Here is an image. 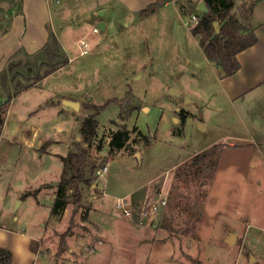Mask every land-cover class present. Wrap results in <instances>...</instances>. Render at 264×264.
Segmentation results:
<instances>
[{
	"label": "rangeland",
	"instance_id": "obj_1",
	"mask_svg": "<svg viewBox=\"0 0 264 264\" xmlns=\"http://www.w3.org/2000/svg\"><path fill=\"white\" fill-rule=\"evenodd\" d=\"M200 1L171 0L164 6L163 0L147 20L137 13L107 15L106 30L90 29L94 39L64 37L74 42L66 43L70 61L40 79L37 75L50 67L43 64L48 60L43 49L27 54L21 47L9 58L5 53L0 57V225L20 231L25 217L43 230L51 222L53 231L31 242L33 249H41L44 264L74 259L61 237L70 227L66 241L76 228L84 235L91 231L90 198L94 204L107 190L126 194L152 178L125 200L133 204L137 223L173 242L175 253L160 264H264V90L247 91L244 84L239 91L231 86L227 91L221 69L192 32L200 19ZM234 1L232 11L240 22L254 26L251 16L258 0ZM20 9V2L0 0V37ZM82 41L89 42L88 53H81ZM66 100L78 101L80 108ZM92 114L98 125L88 145L80 129ZM124 127L130 132L129 147L111 153V135ZM77 141L95 160L94 184L81 186V212L67 189V221L53 213L48 219L43 205L55 201L62 177L71 173L63 158ZM217 144L225 147L217 149ZM244 145L254 151L239 149ZM201 152L206 156L199 173L194 159ZM147 190L163 192L167 203L140 223L139 200ZM216 206L223 214L214 228L210 213ZM14 239L9 236L7 243ZM89 249L83 244L79 252ZM124 251V264H135L132 252ZM251 256L257 261L252 263Z\"/></svg>",
	"mask_w": 264,
	"mask_h": 264
},
{
	"label": "crops",
	"instance_id": "obj_2",
	"mask_svg": "<svg viewBox=\"0 0 264 264\" xmlns=\"http://www.w3.org/2000/svg\"><path fill=\"white\" fill-rule=\"evenodd\" d=\"M15 1L20 2L21 9L19 12L14 11L8 31L0 37V57L5 53L8 54L7 58H9L21 47H24L27 54H34L41 51L49 40L50 30L58 36L66 52L70 53L67 44H73L86 36L89 39H94L90 29L92 27L94 29L100 21H104L106 23V29L108 28V24L105 21L107 15L114 17L120 13L123 15L138 13L142 8L156 0H64L60 4H53L50 0ZM170 1L165 0L164 6H169ZM176 8L179 14H181L179 8L177 6ZM101 10L104 11L103 14L100 13ZM149 16L144 19H149ZM251 18L259 40L254 45L238 53L237 57L241 67L236 74L227 77L221 76V81L223 83L227 82L228 84L227 91L229 93L232 87L233 91L235 88L239 91L244 84L248 88L247 91L260 92L264 90V0L257 1ZM68 35L77 38L74 42L68 38V40H65L64 37H68ZM73 58L74 56H71V59ZM212 64L214 63L212 62ZM230 86L231 88H229ZM239 149L254 151L251 145H244L239 147ZM218 172L219 170L216 173ZM152 179H149L148 182L139 185L126 194L124 192L118 193L113 190H107L106 196L97 199L94 204L92 203L94 202L92 201L94 197L90 198L88 203L90 205L88 224L91 225V231H88V235H84L82 233L80 234L76 228L74 230L75 232L67 238L66 244L68 246L70 245L69 250L72 252L71 254L74 259L71 261L67 260L66 264H124L125 254H127L124 251L126 248L127 251L130 250L129 252H132L135 264H160L163 259L173 256L172 254L175 253L176 248L171 239L168 237L157 238L154 228L147 225H140L132 215H128L129 218H127L120 211L122 208L119 206V201L123 198L128 199L137 188L148 186ZM148 194L149 196H147ZM152 194L154 193L151 190H147L140 197L139 201H142L145 197L152 199L157 197L156 193L154 195ZM12 195H15V193H12ZM84 203L83 201L79 203V212L83 209ZM69 204L70 202L61 214V222L65 223L67 221L69 211L71 210L68 206ZM126 204L134 208L132 203L129 204L126 201ZM53 205L54 199L50 201L48 206L43 205L44 209L42 211H45L44 216H47L48 219H52L51 213ZM208 206L209 204L205 202V212L208 210ZM97 209L101 212L96 211ZM37 213L39 212L37 211ZM222 214L223 209L219 206L214 207L213 211H211L210 220L214 228L220 218L219 216ZM232 216L237 220L240 219L239 214ZM203 219H200L199 225H201ZM32 223L23 217L20 231L19 229H13L11 227L5 228L3 224L0 225V229L7 230L10 233L9 236L13 239L18 233H27L32 237L31 242L32 240H40L42 235L47 236L54 229L51 226V222L49 223V227L47 229L43 228V230L38 229L36 227L37 225L33 226ZM40 224L43 225L42 222ZM199 232L202 233L201 227L199 229L198 226V235ZM81 244H89L91 245V249L86 252H79L82 247ZM13 245L14 241L7 243L5 247L12 249ZM29 248L32 253L29 264H44L41 249H33L31 243ZM118 260L119 263L117 262ZM12 264H18V260L14 256ZM55 264L65 263L56 262Z\"/></svg>",
	"mask_w": 264,
	"mask_h": 264
},
{
	"label": "trees",
	"instance_id": "obj_3",
	"mask_svg": "<svg viewBox=\"0 0 264 264\" xmlns=\"http://www.w3.org/2000/svg\"><path fill=\"white\" fill-rule=\"evenodd\" d=\"M209 12H201L199 22L192 28L193 34L198 38L199 43L206 57L222 71V77L232 76L240 69L241 64L237 57L242 50L258 42L255 27L240 22L239 18L233 13L234 0H206ZM163 0H156L138 11L140 18H146L154 13L161 5ZM219 22L218 28L215 22ZM47 55L50 67L45 70V75H37L40 79L66 65L70 61L68 53L63 48L59 38L54 33H50L48 42L43 48ZM7 78V77H5ZM10 95L6 103H10ZM0 108L2 106L0 105ZM97 112L100 107H96ZM3 123L2 117H0ZM98 125L96 114L85 117L81 123V134L84 143L91 145ZM143 134V133H142ZM148 139L147 135L143 134ZM150 140V139H149ZM130 132L124 127L114 131L109 142L111 153L116 150L129 147ZM223 145V144H222ZM221 144L215 148L222 149ZM234 144H226L233 146ZM237 146V145H235ZM202 152L195 156V164L199 163L198 172H204L201 168V161L205 158ZM66 165L71 167V173L64 175L59 184V190L54 201L52 213L61 215L67 204L71 202L67 195V189L73 191L72 202L77 204L82 199V184L92 186L96 177L97 166L95 160L88 155V149L82 142L75 143V149L70 150L64 158ZM194 164V165H195ZM192 165V166H194ZM101 167V166H100ZM183 167H179L181 170ZM187 170V169H185ZM71 234V227L61 237V244L66 245V237ZM13 253L10 248L0 246V264H12Z\"/></svg>",
	"mask_w": 264,
	"mask_h": 264
},
{
	"label": "built area",
	"instance_id": "obj_4",
	"mask_svg": "<svg viewBox=\"0 0 264 264\" xmlns=\"http://www.w3.org/2000/svg\"><path fill=\"white\" fill-rule=\"evenodd\" d=\"M53 4H60L63 0H50ZM76 1V0H72ZM195 18V16H194ZM95 32H98L100 28L96 25L93 29ZM81 44L84 46L81 53H88V42L82 41ZM107 168V167H106ZM157 197L152 199L149 197H145L143 199L142 205L139 210V222L143 223L145 220L149 219L153 213H155L161 206L167 203V198L163 194V192H156ZM119 206L124 210L126 215H131L133 208L131 205L126 204V200L123 198L119 202Z\"/></svg>",
	"mask_w": 264,
	"mask_h": 264
},
{
	"label": "clouds",
	"instance_id": "obj_5",
	"mask_svg": "<svg viewBox=\"0 0 264 264\" xmlns=\"http://www.w3.org/2000/svg\"><path fill=\"white\" fill-rule=\"evenodd\" d=\"M9 239V233L7 230L0 229V246H6ZM32 237L27 233H18L14 239V245L11 249L13 256L18 260V264H29V260L32 258L30 252V243Z\"/></svg>",
	"mask_w": 264,
	"mask_h": 264
},
{
	"label": "water",
	"instance_id": "obj_6",
	"mask_svg": "<svg viewBox=\"0 0 264 264\" xmlns=\"http://www.w3.org/2000/svg\"><path fill=\"white\" fill-rule=\"evenodd\" d=\"M198 10L201 11V12H209V7H208V4L206 2V0H201L199 3H198V6H197ZM101 14L104 13L103 10L100 11ZM215 26L218 28L219 26V22L216 21L215 22ZM98 27L102 30H105L106 29V23L104 21H100L98 23ZM171 93H178V90L177 89H172L171 90ZM187 100H190L189 98H187ZM66 103H68L69 105L73 106L75 109H79L80 108V103L78 101H73V100H66ZM200 125L201 126H204V124L200 121ZM138 156L139 153L137 154ZM20 202V200L18 201ZM235 239H236V234L235 233H232L229 237V241L230 243H234L235 242ZM250 261L252 263L256 262L257 261V258L255 256H251L250 258Z\"/></svg>",
	"mask_w": 264,
	"mask_h": 264
}]
</instances>
